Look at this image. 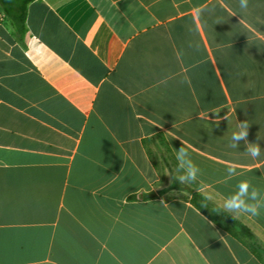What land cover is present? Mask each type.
I'll return each mask as SVG.
<instances>
[{
	"label": "crops",
	"instance_id": "crops-1",
	"mask_svg": "<svg viewBox=\"0 0 264 264\" xmlns=\"http://www.w3.org/2000/svg\"><path fill=\"white\" fill-rule=\"evenodd\" d=\"M242 179L264 197V0L0 7V264H264V209L219 217Z\"/></svg>",
	"mask_w": 264,
	"mask_h": 264
},
{
	"label": "clouds",
	"instance_id": "clouds-1",
	"mask_svg": "<svg viewBox=\"0 0 264 264\" xmlns=\"http://www.w3.org/2000/svg\"><path fill=\"white\" fill-rule=\"evenodd\" d=\"M239 6L241 9H246L248 7V0H239ZM249 127L250 125L247 120L239 122L237 124V130L233 131L231 135L229 147L238 148L239 142L244 141L246 145L245 152L253 160H256L261 156L260 138L258 137L256 142L249 143ZM176 160L178 161L179 168L183 169V174L175 176L174 179L178 180L181 185H189L197 182L201 174V169L191 159L188 148L184 146L180 147L176 151ZM226 168V179H233L240 175L235 164L230 163ZM205 198L209 201L215 200L213 194H206ZM262 209H264V197H261V191L259 188L254 187L251 181L247 179L239 180L236 184V190L223 198L219 204V210L231 214L234 220L242 215L252 217L260 216Z\"/></svg>",
	"mask_w": 264,
	"mask_h": 264
},
{
	"label": "trees",
	"instance_id": "trees-1",
	"mask_svg": "<svg viewBox=\"0 0 264 264\" xmlns=\"http://www.w3.org/2000/svg\"><path fill=\"white\" fill-rule=\"evenodd\" d=\"M32 1L34 0H0V7H2L5 16H7L10 19L13 27L15 28V31L19 34H24L26 32L27 9ZM177 183L178 181H175L173 187H175ZM164 192L165 190H162L160 193L163 194ZM144 196L150 197L153 196V194H147ZM197 199L201 200L204 203H208L205 197L195 193L194 194L195 203ZM198 206L201 207L200 205ZM201 209L204 212H206L205 208L201 207ZM219 217L233 224V226H235V228H237L239 232L243 233L244 235L252 239H255L251 231L238 220L236 219L234 220L232 216L222 213V215Z\"/></svg>",
	"mask_w": 264,
	"mask_h": 264
}]
</instances>
